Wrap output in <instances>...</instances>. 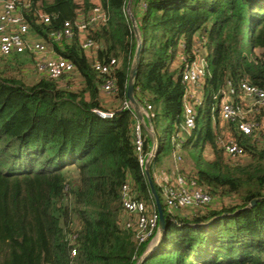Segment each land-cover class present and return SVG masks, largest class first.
Instances as JSON below:
<instances>
[{
  "label": "trees",
  "instance_id": "obj_1",
  "mask_svg": "<svg viewBox=\"0 0 264 264\" xmlns=\"http://www.w3.org/2000/svg\"><path fill=\"white\" fill-rule=\"evenodd\" d=\"M30 1L26 17L32 30L74 63L81 83L76 86L70 76L27 83L9 74L18 56L0 58V264H138L144 255L151 240L139 243L124 224L122 208V188L129 183L137 199L157 210L135 149L137 117L124 108L139 36L135 95L142 105L152 106L150 122L157 135L160 120L167 123L151 165L167 228L141 264H264V139L256 130L246 135L220 119L230 84L248 80L264 90V0H100L106 21L89 26L84 37L77 30L60 42L53 41V34L67 21L76 24L79 13L82 22L89 21L97 5L91 0ZM40 10L51 16L49 24L40 22ZM87 38L97 43V61L115 58L119 64L111 93L122 104L110 119L94 112L108 111L100 104L105 78L83 48ZM197 42L206 50L207 105L205 110L198 106V128L187 134V85L180 69L183 58L199 54ZM221 124L231 128V136L221 137ZM145 136L148 152L151 138L146 131ZM228 140L242 146L249 160L226 161L222 154ZM177 144L180 154L187 152L194 161L189 178L211 198L233 194L240 203L172 219L154 174L173 161ZM207 148L214 159L204 158Z\"/></svg>",
  "mask_w": 264,
  "mask_h": 264
},
{
  "label": "built area",
  "instance_id": "obj_2",
  "mask_svg": "<svg viewBox=\"0 0 264 264\" xmlns=\"http://www.w3.org/2000/svg\"><path fill=\"white\" fill-rule=\"evenodd\" d=\"M31 7L30 0H0V54L4 57H11L15 54L29 53L36 56V66L40 71L52 79H59L72 74L75 71L73 62L60 54L52 55L49 46L45 42H32L29 33L32 30L26 17V11ZM40 22L49 24L51 16L46 12L38 11ZM106 21V16L97 5L89 21L65 22L60 31L53 34V41L60 42L63 39L72 38L76 31L83 32L91 25H99ZM97 43L93 39L84 40L83 48L86 50L96 49ZM119 66L115 58L109 61H96L95 70L105 78L102 89L112 92L114 89V73ZM181 76L187 85L184 95L185 110L183 129L187 134L197 130L198 106L204 103V95H197V91L203 89L204 79L207 74V60L204 56L197 54L193 59H182ZM220 119L223 122L235 123L238 129L250 135L258 127L254 121L250 120L244 113L247 106L250 110L264 107V90L253 85L248 80H243L238 86L229 85L221 99ZM124 108H132L129 101ZM143 120L134 124V144L138 154L140 167L145 173L146 164L152 165L157 156L160 139L156 134L153 124L150 122L153 114L152 106L142 105ZM94 112L101 118L110 119L114 116V111L95 109ZM146 134L151 138V145L148 152L145 151ZM174 139V136L172 137ZM225 151L231 156H240L245 153L242 146L228 140L224 145ZM180 145L177 144L173 154V161L178 164L182 161ZM160 187L161 196L168 208H179L201 205L211 201V196L197 185L194 178H189L179 171L172 178L157 183ZM131 185L126 183L122 188V208L125 215L130 218L125 220V226L134 230L139 243L153 240L159 225V213L150 208L148 204L136 198ZM126 217V218H127ZM76 252L73 251V254Z\"/></svg>",
  "mask_w": 264,
  "mask_h": 264
},
{
  "label": "rangeland",
  "instance_id": "obj_3",
  "mask_svg": "<svg viewBox=\"0 0 264 264\" xmlns=\"http://www.w3.org/2000/svg\"><path fill=\"white\" fill-rule=\"evenodd\" d=\"M130 9H132V11H133L132 6L130 7ZM91 13H90V15L93 14V13L92 14ZM194 48L196 49L197 52H199V54L201 56L206 54V50L198 42L195 44ZM95 52H96L95 49H92L88 52V54L90 55V57L92 59H94L93 55ZM1 56L2 55L0 54V58H1ZM14 56H18L19 60L11 66V67H13V69L8 70L9 74L14 75L16 77H20V78L22 77L25 81H27V83H32L36 77H45L46 76L43 73V71H40L38 69V67L36 66V56L35 55L29 54V53H23V57L25 59H28V60H31L32 62H34L33 70L30 66H27V65L25 67L19 68L18 65L21 63L22 54H15ZM176 62L180 63V59H177ZM68 76L74 77L73 79H74L75 85L79 86V84L81 83V79L78 76V74H76L74 72ZM130 105H131V103H130ZM206 105H207L206 103L203 104L204 110L206 109ZM243 111H244L245 115H247V117L250 118V120L251 119L253 121L257 120L259 126H258V129L256 128V131H257V133H259L258 135H260L261 141L263 142L264 138L262 135H264V111L256 112L254 109L250 110L247 106L244 108ZM257 115H260L261 118H258ZM203 126H204V120L202 118L200 120V128H202ZM166 127H167V123H166L165 119L160 120L159 124H157V126H156L160 140L165 137ZM219 129H220L221 137H223V138L231 136V134H232L231 128L228 125L221 124ZM218 148H219V150L223 151L221 145H219ZM182 154L184 156H182L183 159L180 162V164L178 163L179 164V170L182 169L183 173L182 172L181 173L183 175H186L187 177H193V172L195 169L194 161L190 159L187 152H182ZM222 155L226 161H229L231 163H233L237 160H241V162H245V161L249 160L248 155H246L245 153L240 155V156H231V155H228L227 153L223 152ZM204 158L207 160H212L215 158V155L209 150V148H207L205 153H204ZM165 167H168V166H165ZM172 177H174V175H172ZM163 203H164V200H163ZM239 203H240V199L237 196L231 194V195L216 196L215 198H213L212 204H213V206L222 208V207L234 206V205H237ZM164 205L167 207L166 204H164ZM149 207L151 208L150 204H149ZM219 208H217V209H219ZM190 212H191V210H189V211L187 210V211L181 212L180 214L184 216ZM129 219L130 218L127 217L125 220H129Z\"/></svg>",
  "mask_w": 264,
  "mask_h": 264
},
{
  "label": "water",
  "instance_id": "obj_4",
  "mask_svg": "<svg viewBox=\"0 0 264 264\" xmlns=\"http://www.w3.org/2000/svg\"><path fill=\"white\" fill-rule=\"evenodd\" d=\"M138 42H139V44H138L137 51L135 54V59H134V62H133V65H132V68H131L130 74H129L126 95H127L128 101L131 103L132 108H133L135 114L137 115L138 119L143 120L141 103L137 100L136 95H135V79L137 76L139 59L141 56V50H142V44H143V40L140 36L138 37ZM144 170H145V175L147 177V180H148V183L150 186L152 196H153L154 201H155L157 211L159 213V225H158V230H157L155 237L150 242V244H149L147 250L145 251L144 255L138 261V264H141L155 250V248L159 245L160 241L164 237L165 232H166V228H167V218H166L164 208H163V204L161 202L159 193L157 191V188L155 186L154 179H153V176L151 173V164L150 163L146 164ZM212 203H213V198L211 199L210 202L204 203L201 205L179 207V208L175 207V208H168V209H169V212L173 215V217H172V219H173L174 217H177V216L182 217V218H191V217H194L197 215L207 214L212 210H220V209L224 208V207L219 208V207L213 206ZM255 204H256V200H253L251 202L250 206H254ZM217 208H219V209H217ZM187 210L188 211L191 210V212L184 215V216L180 214L181 212L187 211Z\"/></svg>",
  "mask_w": 264,
  "mask_h": 264
},
{
  "label": "crops",
  "instance_id": "obj_5",
  "mask_svg": "<svg viewBox=\"0 0 264 264\" xmlns=\"http://www.w3.org/2000/svg\"><path fill=\"white\" fill-rule=\"evenodd\" d=\"M91 2L94 5H101V1L100 0H91ZM79 21H81L83 19L82 15L79 13ZM88 32L83 31L80 32V36L84 37L85 35H87ZM29 39L32 42H45L47 43V41L45 40V38L43 36H41L40 34L34 32L33 30L30 31L29 33ZM48 44V43H47ZM49 46V50L51 51L52 55L58 54L55 49L53 48L52 45L48 44ZM96 52L93 55V58L95 59V62L97 61V57H96ZM21 62L24 64L23 67L30 66L33 70L34 67V62H32L31 60L25 59L23 57V54L21 56ZM39 78L41 77H36L33 82L37 81ZM197 95L199 94L200 96L204 95V91L199 90L196 93ZM100 104L103 108H105L108 111H115L116 109L121 107V100L117 97V95L115 93H111V92H107L103 89H101L100 92ZM180 151V149H179ZM170 163V162H169ZM168 163V165H163L158 167L155 170V174H154V178L156 183L158 182H163L164 180L168 179V178H172V175H175L177 173V171H179V164H176L174 161H172L170 164ZM168 166V167H165Z\"/></svg>",
  "mask_w": 264,
  "mask_h": 264
}]
</instances>
